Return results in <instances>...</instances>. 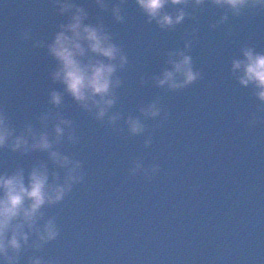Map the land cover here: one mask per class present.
Masks as SVG:
<instances>
[{"label":"water","instance_id":"obj_1","mask_svg":"<svg viewBox=\"0 0 264 264\" xmlns=\"http://www.w3.org/2000/svg\"><path fill=\"white\" fill-rule=\"evenodd\" d=\"M78 2L94 20L100 11L94 0ZM125 11L123 24L101 13L130 59L114 110L138 115L140 104L159 95L171 118L144 148L147 134L113 132L66 97L65 114L76 121L80 143L65 151L84 161L87 176L49 209L61 235L37 255L62 264H264V123H247L259 101L229 71L243 44L264 51V14L232 17L213 30L209 23L222 10L208 6L191 53L203 79L173 93L143 86L140 77L161 71L167 51L183 47L194 22L165 32L147 23L135 0ZM64 19L51 0H0V106L17 126L45 110L51 88L62 87L49 75L55 60L19 33L30 26L36 38L51 39ZM148 123L151 131L156 121ZM135 156L146 165L158 162L159 173L150 180L131 176ZM41 158L46 154L0 150V171L18 160L30 168Z\"/></svg>","mask_w":264,"mask_h":264},{"label":"clouds","instance_id":"obj_2","mask_svg":"<svg viewBox=\"0 0 264 264\" xmlns=\"http://www.w3.org/2000/svg\"><path fill=\"white\" fill-rule=\"evenodd\" d=\"M94 3L100 11L93 20L89 9L78 0H51L57 14L65 17L51 39L36 38L30 26L19 33L22 41L46 49L55 60L49 75L53 84L62 87L51 88L45 110L22 126L14 123L6 106H0V150L21 157L36 152L47 156L36 159L30 168L18 160L14 168L0 171V264H22L25 257L26 264H62L58 258L37 253L61 235L57 216L49 215V209L62 204L87 176L84 161L65 151V145L80 143L76 121L65 114L69 108L66 97L113 132L147 134L144 148L152 145L153 133L171 118L159 95L140 104L138 115L114 110L124 85L120 73L128 68L130 59L124 43L117 41L118 33L105 23L101 13L110 12L116 23H126L128 0ZM135 4L148 24L154 22L165 32L174 31L186 20L194 22L191 30L184 32L183 47L167 51L161 71L140 77L143 86L150 84L173 93L203 79L191 53L199 41L200 14L208 6L222 10L219 18L209 23L213 30L227 25L232 17L264 14V0H135ZM227 31L230 35L232 28ZM239 51L240 55L232 57L229 71L259 101L247 121L255 126L264 123V51L247 43ZM149 120L156 121L151 131ZM130 165L131 176L142 175L149 180L160 171L158 162L146 165L140 156L133 157Z\"/></svg>","mask_w":264,"mask_h":264}]
</instances>
